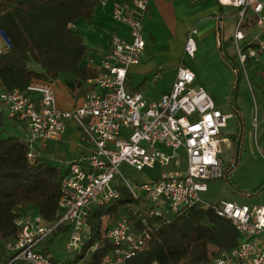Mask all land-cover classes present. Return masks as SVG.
Here are the masks:
<instances>
[{
    "label": "built area",
    "instance_id": "built-area-1",
    "mask_svg": "<svg viewBox=\"0 0 264 264\" xmlns=\"http://www.w3.org/2000/svg\"><path fill=\"white\" fill-rule=\"evenodd\" d=\"M216 1L238 9L232 41L239 69L245 74L247 61L264 53V42L254 38L242 45V21L251 12L263 28L264 0ZM148 5L149 0L113 3L111 17L127 28L128 38H110L97 76L88 80L98 91L88 92L75 110H60L53 86L42 80H31L24 90L0 92V104L27 129L28 162L40 157L48 142L62 138L68 120L76 123L83 141L91 146L87 156L68 163L61 173L59 219L55 223L46 224L33 214L17 219L19 232L5 243L8 264H62L40 250L58 227L68 228L66 250L80 255L91 238L92 210L118 199L119 188L140 204L144 214L137 215V222L142 228L132 227L126 215L111 223L103 237L114 248L103 256L101 264H123L141 252L150 238L146 217L169 220L180 210L207 207L229 221L239 235L236 247L219 252L208 264H264V207L226 200L213 205L202 199L207 183L222 178L220 136L230 116L215 106L203 88L193 86L195 75L183 65L177 68L170 91L157 101L149 102L140 93L125 90L127 70L140 63L144 51L143 20ZM195 35L194 29L188 32L184 57H194ZM253 124L256 127V116ZM255 146L264 158V148ZM121 165L136 172L158 167L161 172L155 180L132 183L121 173ZM114 180L123 187L113 186ZM96 248L97 243L90 250ZM87 257L75 264H82Z\"/></svg>",
    "mask_w": 264,
    "mask_h": 264
},
{
    "label": "trees",
    "instance_id": "trees-1",
    "mask_svg": "<svg viewBox=\"0 0 264 264\" xmlns=\"http://www.w3.org/2000/svg\"><path fill=\"white\" fill-rule=\"evenodd\" d=\"M99 5L100 0H0V33L9 41L7 46L0 35L4 46L0 52V92L24 90L31 80L50 83L59 73L77 80L95 78L97 72L80 67L88 49L70 26L78 19H89ZM223 57L239 77V67L231 64L226 55ZM230 107L238 115V109L232 104ZM238 140L239 136L233 139L240 150ZM27 150L22 139L12 135L0 138V264L9 263L5 243L17 236V219L33 214L49 225L59 219L61 171L41 156L28 162ZM227 172L229 169L221 179L237 189ZM263 186L264 183L247 195H258ZM128 196L120 188L118 199L92 210L91 238L71 264L86 255L84 264H101L103 256L113 250L114 246L102 235V227L117 217L121 207L133 203ZM146 224L149 240L141 252L123 264H207L210 248L229 250L237 246L239 239L231 223L216 216L211 207L183 209L169 220L151 217ZM135 226L142 228L139 222ZM63 230L66 228L58 227L49 244ZM95 243L97 248L91 251ZM42 253L48 255L46 250Z\"/></svg>",
    "mask_w": 264,
    "mask_h": 264
},
{
    "label": "crops",
    "instance_id": "crops-1",
    "mask_svg": "<svg viewBox=\"0 0 264 264\" xmlns=\"http://www.w3.org/2000/svg\"><path fill=\"white\" fill-rule=\"evenodd\" d=\"M208 1L213 2L214 5L204 6L205 2ZM114 2L127 5L128 0H100V5L94 8L89 19H78L70 26L72 31L81 35L83 43L88 49L85 57L80 62V67L97 72L100 62L108 50L110 38L113 35L128 38L127 28L116 23L111 17ZM225 9H229L230 14L237 18L238 9L230 6H220L216 0H149L148 10L143 20L144 51L140 63L127 70L124 84L126 92L128 94L140 93L149 102L157 101L163 94L169 92L175 81L177 68L183 65L182 61L186 58L183 56L184 43L188 32L192 29L196 31V35L199 32L202 33L201 38H209L211 42L213 41L214 47L219 51L220 60L226 66L223 56L226 55L230 59L226 53V48L234 46L232 36L236 22L232 34L223 37L222 19ZM244 33L245 39L241 42L242 45L254 39L250 38L247 32ZM255 38L264 42V28ZM203 40L198 43L201 45ZM184 67L192 71L189 67ZM247 67L253 71L254 77L261 78L264 89V53L258 52L255 58L249 59ZM88 80H77L67 74H57L50 83L54 88L58 108L62 111L71 112L82 105L88 92L92 90L97 92L98 89L89 85ZM229 116L231 117V115ZM5 121L14 124L15 127L21 128L23 126L24 136L22 139L25 141L28 134L25 125H22L15 117L11 116L7 108L0 104L1 137L6 132V127L3 125ZM252 128L253 130L247 138V150H256L255 143L259 148H264V115L260 118L256 117V127L252 124ZM236 136H239L238 144L240 141L239 147L241 150L242 146L245 147V140L244 138L242 140L241 133ZM236 136L234 135L230 142L224 138L220 139L221 142L227 143L228 147L232 149L237 160V153L239 156L240 150L235 148L233 139ZM90 149L91 146L83 141L82 133L76 123L73 120H68L65 123L62 138L56 142H48L40 156L49 164L57 167L62 173L68 163L84 158ZM144 171L155 172L154 177L149 178L144 175L143 181H151L158 178L161 169L154 167ZM262 183H264V178H261L255 186L247 190L234 183L239 191L232 186L231 190L237 192L243 200L247 201L224 200L241 206L264 207V186L258 195H247ZM207 193L208 187L206 193L202 195V199L205 200ZM65 228L68 235V228ZM50 240L51 238L43 244L40 250H46L48 256L54 261V256L48 251L53 244H49ZM71 262L73 261L65 260L63 264H71Z\"/></svg>",
    "mask_w": 264,
    "mask_h": 264
},
{
    "label": "rangeland",
    "instance_id": "rangeland-1",
    "mask_svg": "<svg viewBox=\"0 0 264 264\" xmlns=\"http://www.w3.org/2000/svg\"><path fill=\"white\" fill-rule=\"evenodd\" d=\"M214 5L213 2H205L204 6ZM80 20V19H79ZM238 18L230 14L229 9L224 10L222 19V35L227 37L232 34L234 23ZM264 28V27H263ZM263 28L258 27L256 18L251 12H247L246 17L242 21L241 30L247 32L250 38H255L259 35ZM235 29V27H234ZM202 33L194 36V42L196 47L195 55L192 59L185 58L182 61L184 66L189 67L196 76L194 87H201L207 94L210 95L215 106L225 114L231 115L226 123V127L221 129V137L227 141H231L232 137L241 133L242 140H245V147L241 148L239 156L237 153H233L225 142L219 144L221 153L219 158L222 161V174L226 169L229 172V178L244 190L250 189L255 186L261 178H264V158H262L257 150L249 151L246 148L247 138L252 132V124L254 117L260 118L264 115V89L262 87L261 78L253 76V71L246 67L245 74L241 71V75L236 77L233 67L226 62V66L219 58V51L214 47L213 41L209 38L204 39ZM204 39V40H203ZM203 40L200 45L198 42ZM4 49V46L2 47ZM226 53L230 57L229 61L235 67H239L234 46L226 48ZM250 81V82H249ZM233 105L238 109V115L232 112L230 105ZM22 124V123H21ZM6 127V132L3 137L8 135L15 136L22 139L24 136L23 126L18 127L9 122L3 123ZM23 125V124H22ZM23 140V139H22ZM262 149V147H260ZM121 173L124 177L134 183L142 182L144 175L154 177L155 172L144 171L136 172L133 169L121 165ZM117 179V178H116ZM113 186H122L119 180L112 182ZM208 193L205 195L203 201L208 204H217L219 201L228 199L237 202H243L242 196L237 192L231 190V186L223 179L217 181H210L207 183ZM120 190V188H119ZM258 202V200H256ZM143 213L140 209L139 203H130L125 207H121L116 218H111L103 224L102 232L110 226L111 223L116 222L121 216L126 215L130 225L135 228V224L138 223L137 215ZM146 222L149 217H146ZM64 228V227H63ZM137 230V228H135ZM103 235V234H102ZM67 232L63 230L53 240V244L49 247V253L54 256V261L64 263L66 261H73L77 257V253H69L66 250L67 244ZM223 250H217L214 248L209 249L207 264L213 259L219 252ZM80 259L77 261L79 262ZM86 263L85 261L82 264Z\"/></svg>",
    "mask_w": 264,
    "mask_h": 264
},
{
    "label": "water",
    "instance_id": "water-1",
    "mask_svg": "<svg viewBox=\"0 0 264 264\" xmlns=\"http://www.w3.org/2000/svg\"><path fill=\"white\" fill-rule=\"evenodd\" d=\"M0 35H1L2 39H3V41L5 42V44H6L7 46H9V41H8V39L6 38L5 34H4L3 32H1Z\"/></svg>",
    "mask_w": 264,
    "mask_h": 264
}]
</instances>
